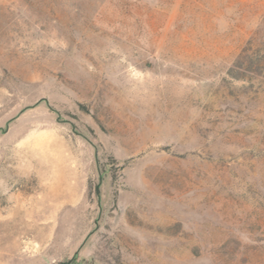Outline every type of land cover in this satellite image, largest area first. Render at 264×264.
<instances>
[{
  "label": "rangeland",
  "instance_id": "1",
  "mask_svg": "<svg viewBox=\"0 0 264 264\" xmlns=\"http://www.w3.org/2000/svg\"><path fill=\"white\" fill-rule=\"evenodd\" d=\"M0 264H264V0H0Z\"/></svg>",
  "mask_w": 264,
  "mask_h": 264
}]
</instances>
